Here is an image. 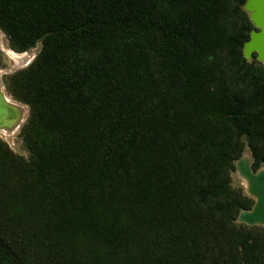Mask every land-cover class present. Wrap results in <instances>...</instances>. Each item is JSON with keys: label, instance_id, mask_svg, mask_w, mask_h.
Returning a JSON list of instances; mask_svg holds the SVG:
<instances>
[{"label": "trees", "instance_id": "1", "mask_svg": "<svg viewBox=\"0 0 264 264\" xmlns=\"http://www.w3.org/2000/svg\"><path fill=\"white\" fill-rule=\"evenodd\" d=\"M247 0H0L29 105L0 139V264H264V63Z\"/></svg>", "mask_w": 264, "mask_h": 264}, {"label": "water", "instance_id": "2", "mask_svg": "<svg viewBox=\"0 0 264 264\" xmlns=\"http://www.w3.org/2000/svg\"><path fill=\"white\" fill-rule=\"evenodd\" d=\"M244 8L250 13V18L255 25L250 39L245 43L244 54L248 59H252L253 54L257 53V58L264 63V0H247ZM22 64L24 63L11 58L8 51L0 53V68ZM236 167L246 183L247 193L255 198L254 206L251 209L242 210L238 220L251 225H264V166L256 170L250 154L245 153L237 161Z\"/></svg>", "mask_w": 264, "mask_h": 264}, {"label": "rangeland", "instance_id": "3", "mask_svg": "<svg viewBox=\"0 0 264 264\" xmlns=\"http://www.w3.org/2000/svg\"><path fill=\"white\" fill-rule=\"evenodd\" d=\"M39 48L40 46L38 45L29 51L18 53L9 47L8 40L0 29V53L10 50L14 51L16 54H28L30 56L27 62L22 65L0 68V139L6 141L16 152L25 155H27V151L23 144L21 129L27 120L30 108L29 105L16 100L9 94L3 80L6 74L26 66L28 61H32ZM246 153H248V151ZM233 181L234 184H242L246 190V183L237 170L233 175Z\"/></svg>", "mask_w": 264, "mask_h": 264}, {"label": "bare ground", "instance_id": "4", "mask_svg": "<svg viewBox=\"0 0 264 264\" xmlns=\"http://www.w3.org/2000/svg\"><path fill=\"white\" fill-rule=\"evenodd\" d=\"M6 49V48H5ZM8 54L11 58L17 60L20 63H25L27 62V60L29 59V55L28 54H16L14 51H8ZM10 99V98H9ZM10 102V101H9ZM12 102V101H11Z\"/></svg>", "mask_w": 264, "mask_h": 264}]
</instances>
